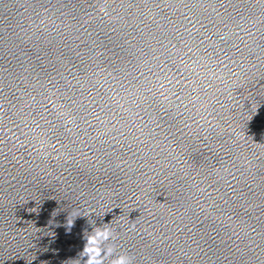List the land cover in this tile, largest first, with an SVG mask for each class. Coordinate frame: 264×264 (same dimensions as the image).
Instances as JSON below:
<instances>
[{
    "label": "water",
    "instance_id": "95a60500",
    "mask_svg": "<svg viewBox=\"0 0 264 264\" xmlns=\"http://www.w3.org/2000/svg\"><path fill=\"white\" fill-rule=\"evenodd\" d=\"M104 224V264H264V0H0V264Z\"/></svg>",
    "mask_w": 264,
    "mask_h": 264
},
{
    "label": "clouds",
    "instance_id": "9594fccd",
    "mask_svg": "<svg viewBox=\"0 0 264 264\" xmlns=\"http://www.w3.org/2000/svg\"><path fill=\"white\" fill-rule=\"evenodd\" d=\"M74 221L68 220L67 227L71 230ZM114 239V233L111 228L104 224L101 227H94L93 231L87 235L86 246L81 253L82 257H87L86 264H104L105 258L113 256L114 248H105L106 242ZM111 264H131L130 257L126 255L114 256Z\"/></svg>",
    "mask_w": 264,
    "mask_h": 264
}]
</instances>
